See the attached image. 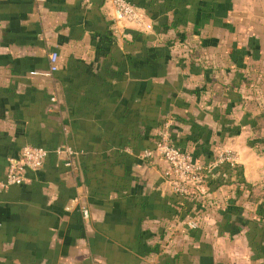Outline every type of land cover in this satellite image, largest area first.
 I'll return each mask as SVG.
<instances>
[{
  "label": "crops",
  "instance_id": "obj_1",
  "mask_svg": "<svg viewBox=\"0 0 264 264\" xmlns=\"http://www.w3.org/2000/svg\"><path fill=\"white\" fill-rule=\"evenodd\" d=\"M128 1L143 26L109 0H0V180L23 146L49 150L0 192V264H264V0ZM164 122L239 173L174 194L141 156Z\"/></svg>",
  "mask_w": 264,
  "mask_h": 264
},
{
  "label": "built area",
  "instance_id": "obj_2",
  "mask_svg": "<svg viewBox=\"0 0 264 264\" xmlns=\"http://www.w3.org/2000/svg\"><path fill=\"white\" fill-rule=\"evenodd\" d=\"M43 2L45 0H37ZM111 12L116 22L126 21L134 26H143V17L139 11L128 0H109ZM150 25H147V28ZM58 54L52 52L49 54L50 66L46 75H50L57 69ZM36 72H32L35 74ZM53 100V98H52ZM56 153H64L67 157L66 166L71 165L70 157L74 154L70 146L57 148ZM49 150L41 146L25 145L16 158L9 159L5 177L0 180V192L7 190L13 185H21L26 181V171H37L43 165ZM141 156L151 158L157 156L161 158L168 166L167 182L171 191L186 199H195L200 193L202 185L206 179L207 173L220 165L227 164L229 167H236V155L230 150L217 153L216 158L203 164L194 157L191 152L182 150L171 140L170 124L164 122L156 131V141L153 149H145ZM84 218L88 217V210L81 208ZM190 227H196V222H189Z\"/></svg>",
  "mask_w": 264,
  "mask_h": 264
},
{
  "label": "trees",
  "instance_id": "obj_3",
  "mask_svg": "<svg viewBox=\"0 0 264 264\" xmlns=\"http://www.w3.org/2000/svg\"><path fill=\"white\" fill-rule=\"evenodd\" d=\"M160 27H161V26H160ZM167 27H168V29H170V28H174L173 26H171V24H170V25H167ZM188 48H189V51L191 52V54H192L194 57H197V55H195L196 52H195L191 47H188ZM223 166H225L226 168H229V165H227V164H223ZM233 168H234V170H236V172L239 173V171H240V168H239V167L236 166V167H233ZM233 168H231V170H232ZM215 170H218V169L215 168V169L209 171V172L207 173V177L212 176V175L214 174ZM238 173H237V174H238ZM219 181H220V180H218V182H219Z\"/></svg>",
  "mask_w": 264,
  "mask_h": 264
}]
</instances>
